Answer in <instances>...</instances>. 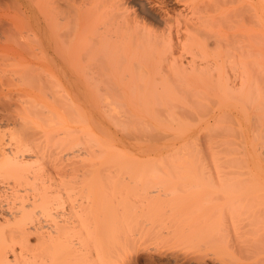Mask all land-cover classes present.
I'll return each instance as SVG.
<instances>
[{"label": "bare ground", "instance_id": "obj_1", "mask_svg": "<svg viewBox=\"0 0 264 264\" xmlns=\"http://www.w3.org/2000/svg\"><path fill=\"white\" fill-rule=\"evenodd\" d=\"M202 1L203 0H13V4H12V2H10V0H9L11 5L12 6L14 5L13 7L16 6V8L13 11V15L14 14H17V15H16V17L12 15L13 17H15L14 21H16V18H19V15L24 16L23 15V13H24V14H26L25 18L24 17H21V18H22V21L24 19H26L27 21L24 20V23L26 22L28 25V26H26L27 28H25V30H19V27H17V26H15V29H11V33L14 31L13 32L14 36H11V37H13V38L16 37V38L11 39V40L16 41V43H18L17 41H19V38H20L18 36H22L23 35L22 31L23 32L25 31L27 34H24V36H27V37L30 36L31 37L28 40L26 39L28 42L26 41L27 43H25V45L29 48V50H37L40 52V54H42V64L40 63V65H42V69H41L42 71L41 72H43V73H41V72L40 73H41V75L43 74L42 76H44V77H41L40 75L39 76L41 77V79L44 78L43 81L46 82V83H44V82H42V83H44L46 85L48 83L49 87L52 85L51 87L52 88L54 87V89H55V87L63 86V92L67 97H65L64 94H61V95H63L64 99L68 98L67 101H71L72 99L73 100L86 99L87 101H89L90 105H91V111H92L91 117L94 120V122L98 123L97 125L101 126V129L103 128L104 131L117 129L121 133L122 132L125 133L126 131H129V129H128L129 127H130V130L132 128V126L129 125V122L131 123L133 119L131 121L129 119L131 117H133L134 115H135V117H137V115H138V121L137 122H139L141 124V126L148 128V129H150V128H161L160 130L157 129L158 131L156 133V135L157 136L160 135V137H158V139H156V140H154L155 138L153 139L156 142L157 140L160 141L159 138H161L163 128L165 131H168V130H166L167 128L171 129V130H169V132L173 130L171 127L172 125H169L170 122H168L167 120L170 119L171 123H174V121H176L175 119L179 120V118L180 119H181V117L183 118V116H184L183 114L185 112L186 113L189 112V111L187 112L186 109L184 110L185 112L183 111V109H181V108H185V107H183L184 105L182 104L183 106L181 108H179V110L180 111L182 110V111L181 112L179 111L178 113H176L177 107L172 106V105H173V103H175V101L177 99L181 98L185 93L187 95V92L189 93L190 91H192L191 89L195 90L196 88H198V89L203 90L205 88L208 89V87L211 88V86L213 85L217 89V91H222L223 94L224 93L225 94L234 93V95L232 94V96L231 95L230 96L235 97V95H236V98L238 96H241L242 97L241 100H243L242 102L245 101V104H246L245 99L248 100V98L246 96H248L250 93H252V96H253L254 95L253 92L255 91V95L257 94V97L255 96L256 98H254V99H257L258 94L260 93V89L261 88L263 89V86L261 88H259V86L257 87V81L262 76L261 75L262 73L259 74L257 77L255 76L257 73L256 70L258 69V66L253 64L254 65L253 68H255L257 66L256 67L257 69L253 70L254 72L251 69H253L252 68V62L257 63L255 59H257L258 56L262 55L261 57L264 58L263 57L264 56V54H263L264 53L263 52L264 51V0H230V1L218 0V5L215 2L217 0H214L213 2H215V5H216L215 9H214L215 5L213 2L211 4L208 0L204 1L205 4H206V2H209V5L211 4V7H213V9H211L208 7L206 8L205 6L208 4L204 5V3ZM14 2L16 3V5L14 4ZM232 2H235V3L231 4ZM18 8L20 10H22L23 13L21 12V14H20V12L18 11ZM15 11H16V13H14ZM234 18L235 19L240 18L241 19L240 21L242 24L240 22L239 23L241 26H244V28H245L244 34H242L243 30L241 29L242 32L240 30V34L243 35L242 38L240 35V38H241L240 40L237 38V36L239 34L238 35L235 34L236 35L235 37L237 38L235 40L234 39L235 37L231 38L234 34L233 35L230 34L231 36H229L227 33L230 31L229 29L231 26H232V28H234V26H233L234 24L230 23V22H232V20L234 21ZM11 19L13 20L12 17H11ZM237 20L239 21V19H237ZM16 22H18V21H16ZM235 22H236V20H235ZM254 22L256 24H254ZM223 23L224 24L227 23V26L230 25L229 27L226 26L228 29L225 27V25H223ZM228 23H229V25H228ZM251 23L256 25L255 26L256 29H257V25H258V30L252 29L255 27H254V25H251L253 27H250ZM17 24H19V23H17ZM237 24L238 23L235 24L236 27L239 26V24L238 25ZM240 27H239V29H240ZM235 29H237V28H235ZM232 30L233 29H231V31ZM11 33H10V35H11ZM25 38L26 37H24V40H25ZM22 39H23V36H22ZM255 40H257V41H255ZM19 43L16 44L17 45V47H16L14 45L15 42H13L12 43L14 45L13 48L14 47L18 48V49H20V47L24 48V45L21 42H19ZM21 45H23V46H21ZM26 46H25V49H28V48H26ZM260 60H261V58H260ZM260 63H262V62L260 61ZM260 66L262 68V65H260ZM263 68H264V65H263ZM255 71H256V73H255ZM263 76H264V74H263ZM46 85H45V87H46ZM67 85L75 86L76 90H74L73 92L71 91L72 89L66 90L65 86H67ZM51 87L49 90H51ZM46 88H48V87H46ZM66 88H69V87H66ZM210 88H209V90H210ZM253 88H255L256 90ZM257 88H259V89H257ZM61 89H62V87H61ZM216 89H214V90H216ZM252 89H253V91H252ZM202 90H201V93H199V95H198V93L196 94L198 100H199L198 97H200L202 99V95L205 94V92H206L204 90V92L202 93ZM43 91H42L43 92L42 94L46 93V96H47V92H45V90H43ZM46 91H48V89ZM57 91L58 92H56V90L55 91L51 90V92L55 96L57 94L56 97L61 96V95L58 96V94H60V92L62 93V91L59 92V89ZM70 91H71V93H73L72 95H71V93H69ZM196 91H198V90L196 89ZM196 91H195V93H196ZM256 92H258V93H256ZM261 92L263 93L264 91L262 90ZM49 93H48V95H50ZM214 93H215V91L213 92V94L212 93L211 94L214 95ZM216 93H218V92H216ZM53 94H51V96H53ZM190 95H192V94L190 93ZM193 95L191 96L192 98H193ZM212 95H210V96L212 97ZM184 96H183V98H184ZM206 96L204 95L203 99ZM210 96L208 93V96L205 99H207ZM220 96H222V95H220ZM230 96L227 95V97H229L231 99ZM63 97H62V99H63ZM211 97L209 98L210 101H211ZM243 97H246V98L244 99ZM261 97H263V95H261ZM54 98L55 97L53 96L52 102L54 105L50 106L48 111H46L45 113H49V110H50V112L53 115H55L54 112L57 110V108L59 106L57 111H58V113L62 114V112H60V111H62V110H60V106L62 107V105L61 104L59 105V102L61 101L60 97L58 98L59 100H57L58 105H56L57 103L54 101L56 98L55 99ZM185 98H186V96H185ZM185 98H184V100H186ZM232 99H234V98H232ZM259 99L261 100L260 94H259ZM184 100H182V101H184ZM224 100L228 101L229 99H224ZM224 100H222V101L220 100V101L223 102ZM237 100L238 99H236V101ZM241 100L237 101V102H241ZM260 100H258V101L255 100L258 103V104L255 103L257 105V107H259L258 105L260 104L259 103ZM191 101H192V99L190 101L188 100L187 103H189ZM52 102H50V103H52ZM124 102H126V104H124ZM179 102H180V99H179ZM263 102L264 101H262V103ZM198 103H194V101H193L194 106L196 105L195 107L194 106L192 107L193 111H195V109L198 111V109H197ZM247 103H248V101H247ZM218 104H219V102L215 101L214 105H218ZM44 105H47V104H44ZM48 105H51V104H48ZM179 105H180V103H179ZM179 105L177 104V106H179ZM199 105H201V104L199 103ZM237 105H239V103ZM246 105H247L246 106L247 107L246 112H249L248 106H250L251 104L250 105L246 104ZM260 105H262V104H260ZM1 106H3V104H1ZM202 106H201V108L203 109L202 112L206 111L208 109V108L205 109L207 106L206 107L204 105H202ZM209 106H210V103H209ZM242 107H243V105H242ZM260 107H259V109H260ZM5 108H6V106H5ZM66 108H65V110H67L66 112H69L70 114L69 113L68 114L71 115L72 114L71 110L68 111V109H66ZM211 108H209V110H211ZM215 108L216 107H214V109ZM240 108H241V106H240ZM6 109L2 108V111L6 110ZM45 109L43 111H45ZM174 109L176 112L174 111ZM253 109L254 108H252V110ZM262 109H264V108H262ZM63 110H64V108H63ZM65 110H64V112H65ZM209 110H207V113H210ZM243 110L245 111V107ZM197 111L195 112V114L196 113L198 114L199 111L198 112ZM255 111L257 112L258 110L256 109ZM261 111L260 112L258 111V113H261ZM66 112L62 115L64 116L65 114H67ZM51 113H50L51 118H49V117L47 118V122H48L47 127H49V123L52 122ZM186 113H185V115H186L185 118L189 121L192 119L191 120L192 126L194 124V127H195L196 123H193V120H194V122H196V120L198 119L197 118L198 115L195 116L194 114H191V112H190L191 117H190V114L188 113L189 114L188 118H191V119H188L187 118L188 114H186ZM221 113H223L222 115H225L224 112L221 111ZM258 113H257L256 117L258 116ZM179 114H181L183 116H181ZM203 114L205 116L206 113L203 112ZM218 114L211 111V113L208 116H205L207 118L203 123L206 126V128L203 127L204 130L207 129V126L214 125V123H215V125H217L216 128L217 129L219 128L218 130H220L221 128H223L222 127L223 121L225 123L229 122V121L226 122V120H224V116L221 115L223 119L222 118L219 119V120H222L219 123L218 118L220 115H218ZM243 114H244V112H243ZM251 114L252 113H250V118H251ZM254 114H255V112H254ZM261 114H263V113H261ZM13 115H14V113H13ZM69 115H66V117H68ZM0 116H2V115H0ZM199 116H200V114H199ZM204 116L202 118H205ZM2 117H4V118L9 117L8 119H10V116L8 114H6ZM58 117H59V115L57 116V118ZM135 117H134V120H136ZM225 117H226V115H225ZM239 117H241V116H239ZM239 117L237 116V118H239ZM243 117H245V116L243 115ZM248 117H249V114L246 116V119H248ZM256 117L254 115V118H256ZM53 118H54L53 119V121H54L53 125L50 123L53 126L51 131H52L53 135L56 136V135H59L60 132L59 131L57 132L56 120H55L54 116H53ZM194 118H197V119H194ZM232 118H233V116H232ZM261 118H263V117L261 116ZM13 119L15 121V118H13V116H12L11 121H13ZM18 119H16V120H18ZM21 119H22V117L20 118V120ZM48 119H49V121H48ZM50 119H51V121H50ZM58 119L61 120L60 118H58ZM58 119H57V121H58L57 125H60L59 124L60 121ZM66 119L67 118H65V120ZM234 119H236V118H234ZM253 119H252V121H253ZM260 119L258 117V119H254V121L260 120ZM23 120L24 119H22V121ZM127 120H129V121H127ZM182 120H184V118ZM187 120L186 121L184 120V121L187 122ZM240 120L242 121L243 118L241 117ZM14 121H13V123H14ZM66 121H67V125H68V123L75 122V120H71V122H69V120H66ZM158 121H163V123H166L164 121H167L169 124H167V125L162 124V122H159V124H158L157 123ZM239 121L237 123H238V125L241 126V123H240L241 121L240 122ZM249 121H250L249 122L250 125L252 123V126H254V128H252V129H255V126L257 125V130H258V128L260 127V126L258 127V125H262V124H259V121H256L258 123L256 125H254L255 122H251V119H249ZM6 122H7V120H6ZM25 122L27 124L26 120H25ZM25 122L23 125L25 126L24 129L26 132V130H27L26 127H28V126L25 124ZM61 122H62V120H61ZM79 122L80 121H78L77 124ZM217 122L221 125V128L218 126ZM233 122H234V120H233ZM247 122H246V124H247ZM9 123H11V122H9ZM15 123H16V121H15ZM19 123H20V121H19ZM182 123H183V121H182ZM182 123L180 125L177 121V124L176 123L175 124H176V126L179 124L180 127L182 128ZM230 123L231 122H229V124ZM237 123H235V125ZM244 123H245V121H244ZM20 124H22V123H20ZM72 124H74V123H72ZM140 124H139V126H140ZM175 124H173V125H175ZM242 124H243V121H242ZM5 125H7V124H5ZM131 125H133V124H131ZM187 125L190 126L191 124L189 125V123H188ZM187 125L184 126V123H183L184 127L182 128V130L185 128L187 131ZM231 125H232V123L230 124V127H231ZM235 125H234V128H235ZM14 126H13V128H14ZM20 126H22V125H20ZM69 126H70V124H69ZM139 126L137 123H136V125L134 124V128H136V127L140 128ZM176 126H174V128ZM223 126H225L224 128H226L228 126V124L225 125L223 123ZM252 126H250V127H252ZM65 127L66 126H64V128ZM72 127H73V125L70 126V129ZM82 127L81 126L78 127L79 130ZM180 127H178L179 129L176 127L175 128L176 131H174L175 130L174 129L172 132H177V130L178 131L180 130V132H184L185 130L181 131ZM213 127H215V126H211L212 130H211L209 136L204 134L205 136L210 137L209 141H207V138L206 137L204 138L203 137L204 135L201 133H199V135L201 134L203 136H199V135L197 136V137H199V139L201 137L204 140L206 139L205 142H209V143H205L203 141H202L203 143L201 142L202 144L205 143L204 145L208 144V145L204 146L205 151L209 147H212V145H213L212 148L214 149V151L219 148V146H217L216 144H213L214 140H215V143L217 141V144L218 145L220 144V147L221 146L225 147L227 145V143H226V145L224 144L226 141H224L225 139L223 140L222 139L223 137L221 138L220 135L225 134V136H226L227 133L230 134L231 132L233 133V131H234V130L230 131V129H232V128L227 127V129L230 128L229 132L227 129H225V131L223 129H221L219 132L222 131V133L219 134V132L215 128L214 129L216 131H214ZM236 127L238 128V126H236ZM73 128L71 130H73ZM199 128H201L200 125H199ZM244 128L245 127H243V129ZM261 128L264 129V126H261ZM15 129H16V127H15ZM18 129L20 130V128H18ZM24 129L22 126L21 130L23 131ZM50 129H51V127H50ZM70 129H69L70 133L75 131V129L73 131H71ZM82 129H84V128H82ZM121 129L124 130L125 132L122 131ZM141 129L143 130V128H141ZM192 129L193 128L191 127V130H190L191 134H192ZM208 129H210V127ZM208 129L206 132L209 131ZM138 130L139 129H137L135 131L138 132ZM142 130H141V132L143 133V131L145 129L143 131ZM154 130H156V129H154ZM238 130L239 129H237L236 132ZM241 130H240V132L238 131L240 133V135L239 134L238 135L242 140H244V137H241V136L244 135L245 133L243 130V134L241 135V132H242ZM32 131L35 132L38 130H32ZM63 131H65V130H63ZM63 131H61L60 137L58 136L59 138H61V136L63 134H65L67 136H68V134H70V133L66 134L68 132L67 130H66L67 132L65 131L66 133H64ZM147 131H148V134L150 135L149 138H153V137H151L152 134L149 133V130H147ZM147 131H145V133ZM151 131L152 130H150V132ZM226 131H227V133H226ZM247 131H249V130H247ZM254 131H251V132L253 133ZM5 132H8V131L5 130ZM14 132L17 133L16 131H14ZM21 132H18L17 134H20ZM27 132L25 134H27ZM34 132H33V134H30L28 132L29 134H27L26 137L29 135V137H27V138H29L30 140L31 139L34 140L35 143L32 142V145L35 146L36 140L38 141V143L40 141V139L38 138L39 137L38 133H41V131L39 130L38 133L37 132L34 133ZM213 132H216L219 135L216 134L217 135L216 136V135H214L215 133H213ZM8 133H10V132H8ZM11 133L13 134V130ZM89 133H88V135H89ZM126 133H129V132H126ZM184 133H186V132H184ZM252 133H251L250 137H253ZM256 133L258 135L257 131H256ZM260 133H262L261 135L263 137L258 135L259 137L256 139H259L260 137H262V139L264 138V132L262 131ZM43 134H45V133H43ZM73 134H74V136H72ZM90 134L91 135L89 137L92 136V138H95V137H93L94 134L92 132ZM169 134H168V136H170ZM173 134H175V133H173ZM187 134H189V133H187ZM187 134H186V137L184 136L185 138H183L184 139L183 141L180 139L178 142L180 143V141H181V144L186 143L185 144L186 146H190V144L191 145L193 144V143H191L192 141H190V140L194 139V141H195L198 138L196 137V139H195V137L192 138L193 136L188 135V137L190 136L188 138V139H190L189 140L190 142L188 143V140L186 139ZM195 134H196V131H195ZM22 135H24V134H22ZM22 135H21V137H22ZM30 135L34 136L35 139H34V137L30 138ZM36 135H38V137ZM72 135H71V137H75L74 132L72 133ZM88 135H86V133H85V136H88ZM176 135H179V134H176ZM210 135L216 136L217 138L216 137L211 138ZM232 135H235V134L233 133ZM232 135H229L228 139L230 138V136L236 138L237 134L235 136H232ZM253 135H255L254 137H257L255 132L253 133ZM12 136H14V138L17 136L16 137L17 140L15 139L17 142L19 139L24 138L25 135L22 138L19 135H12ZM42 136H40V138ZM163 136L166 137L164 142H167V143H165V145L168 144L169 142L173 143V144L176 143V141H175L176 136L175 135H173L174 139L172 136H171V139H169V138L167 139L168 136H166V133H163ZM163 136H162L161 140L162 139L164 140ZM181 136H183V135H181ZM218 136H220V137H218ZM225 136H224V138H225ZM58 137H56L57 140L59 139ZM71 137L68 136L67 138H71ZM123 137H124V135H123ZM239 137H238V141L236 142L237 145H239L238 142L241 141V140L239 141ZM250 137H249V140H251V141L254 140V137L253 138H250ZM36 138H38V139H36ZM149 138L147 140L150 141L151 139H149ZM215 138L220 139V141L216 140ZM245 138H246V136H245ZM61 139H59V140H61ZM199 139L195 141L196 145L201 144L199 142ZM212 139H214V140H212ZM234 139L232 138L230 141L229 140H227V141H229L231 143L232 142L235 143ZM246 139H248V138H246ZM1 140L3 141L4 139L2 138ZM9 140H11V139H8V142H9ZM23 140L24 139H22L20 141H23ZM30 140H27V141H30ZM63 140L64 139H62L63 143H64V141H67V140H64V141ZM125 140H127V138ZM210 140H212L213 143H211ZM221 140L223 141V144H222ZM12 141H14V139ZM68 141H70V139H68ZM73 141L75 142L76 140H73ZM73 141L72 142L70 141V142L73 143ZM151 141H150V143H151ZM6 142H7V140H6ZM23 142L25 144L19 142L18 144L16 143L17 145L15 147H11V148H10V146H12V143L9 142L8 143L9 145L11 143L10 146L7 145V146H9V148L7 146L6 147L4 146L5 148H7V150H5V148H3V147L0 148V184H1L2 188L4 186V185H2L3 183L6 184L10 178L13 179V181L11 179V183H10V181H8L11 184V187H8V186H10V184L7 186V184H8L7 183L5 185L6 188L4 186V188L2 190H0V198L1 199L3 198L2 201H4V199H7L6 205L4 207L0 206V264H78L77 263L78 259L82 255H84L83 257H85V253H87L85 247L88 244V242L90 243L91 238H92L91 242H94L96 240H98L100 242L102 239L101 237L103 235L99 237V234L100 233L103 234V233L102 232L99 233L100 227H97L98 226L97 220H96V222L93 223L94 226H91L92 224L91 225L88 224V223H90V222H88V220H86L87 223L85 221L82 222V220H81L82 218L84 220L85 219L84 216L87 214H89V217H91L92 214H94V212L97 211V209L96 210L93 209L94 206H97V204H99V203L94 204L97 199L96 198H95L96 200L94 199L95 202L92 201V199H93L92 197L94 195H92V194L90 195V193L86 191L88 189L91 190L90 186L87 189V186L90 185L87 182L88 185L87 186L85 185L86 189H84V191H86L89 195L86 193L84 201L79 200V202L80 201H82V202L78 203V205H75V204H77L74 202L75 200L73 202H71L72 201L71 200L70 201L71 204L75 203L74 204L75 206H73V204H72V206H73L72 207L71 204L69 205V199L68 200L65 199L66 201H68L67 206H71L69 208L70 210L68 209V211H65L67 213L62 212L61 216H57L56 214H54V216L56 215L57 218L56 217L54 219L51 218L50 222H49L50 214H48L47 217H49V218L48 219L44 218V221L48 220L47 222H49V223H47V224L43 223L44 222V221H42L43 218L41 220L42 222L38 219V217L36 218L37 213L39 215V212L36 211V209H38L39 207L41 209L48 208V210H49L50 206H51V209L53 208L54 205L52 206L51 204L52 203L54 204L55 201L52 202V200H51L52 192L54 191L53 193H56L57 197H58L59 192L61 194H63L62 193L63 190L61 189V187L63 189H65V186L67 187L66 183L68 181H67V179H66V181H64L65 179L60 176L64 180L60 179V181L61 180L62 181H61V183L58 184L60 186L58 188L57 187L58 185L55 184L56 182L55 183L52 182V183H54V185L51 183V181L48 184H46L47 181H49L50 179L48 180V178L47 179L45 178L44 180H46V181L42 180L43 178L40 176L41 174L35 176L36 175L35 173L38 174L39 171H40L39 173H41V167L39 168L40 170H38V168H37L36 170H38V172L34 171L35 173L32 172L31 170H33L35 168L33 166H38V165H36L37 163L40 164V166L42 164L41 161H43V160H41L42 157L40 156V154L42 155V153H43L42 145H39L42 148V150L40 152V151H38L40 147H38V148L36 147L38 145H36L34 147L29 143L32 146L33 150H34V148L37 149V151L35 149V153L37 152L36 156L39 155V158L41 160L40 161L37 157V160H39L37 162L36 157H35L36 162H33V163L34 164L36 163V164L31 166V164H32L31 159L34 156L33 157L31 156V159L26 156V155H29L27 151L30 150L31 148L28 146V148H30V149L27 148L28 150H26L25 148L29 144L26 143L25 141H23ZM41 142H42V140H41ZM58 142L61 143V141H58ZM99 142H100V140H99ZM164 142L162 141V143H164ZM197 142H198V144H197ZM219 142H221V143H219ZM229 142H228V144H229ZM248 142H250V141H247V143ZM94 143L95 142H92L91 146H96ZM231 143L229 145H231ZM242 143H244V141ZM261 143H264V142H262V140H261ZM6 144H3V145H6ZM66 144L67 143L63 144V146L61 148V149H63V151H65V152H63L64 154L67 151V148L64 147V145L66 146ZM153 144H155V143H153ZM209 144L211 146H209ZM248 144H246V145H248ZM258 144H260V142ZM59 145L60 144H58L57 146H59ZM61 145H62V143H61ZM75 145H79L78 142H75ZM165 145H164V147H165ZM185 145H183V146H185ZM201 145L198 146L199 149L198 148H192L193 150L195 149L194 150L195 153L198 152V154H196L197 157L194 158L193 156L195 155V153L193 152L194 155L190 153L189 156L193 155V156H191V159H190L191 161L196 160V158H198V161H201V159L204 160V158H206L205 154H207V152H205L204 150L202 151V149L200 147H203V146H201ZM235 145L236 144H234V147H237ZM243 145H245V143ZM249 145H251V143ZM162 146H163V144H162ZM176 146L178 147V145H176ZM180 146L181 145H179V147ZM207 146H209V147H207ZM252 146L254 147L255 145L253 144ZM60 147L58 148L59 150H60ZM78 147L83 148L82 146H78ZM191 147H189L190 149H188V151L190 150L189 152L193 151V150H191ZM193 147H194V145H193ZM240 147H241V145H239V151H240L239 153H241L239 155L240 159H239V157H238V159L235 158L237 160V161H235L236 164L239 160H241L243 158V156H245V154H242L245 152H242L243 149L240 150L241 149ZM253 147L250 146V148L252 149V153H253ZM55 148L56 147H54V148L51 147L52 151ZM71 148H73V145L71 146ZM71 148L68 149L69 151L67 152V155L69 152H71ZM87 148L90 149V145ZM168 148H169V146H168ZM212 148H209L210 150L209 149L207 150V151H210V152H208V155H210L209 153H211V152L213 153V151H211ZM231 148L234 149L233 146H231ZM231 148H229V149H231ZM45 149H44L45 152L49 151V149H47L48 151ZM78 149L83 151L80 148H78ZM196 149H198L202 154H203V152H205L202 157H201L202 154H200V156L198 157L200 152L198 150L196 151ZM225 149L226 148L223 149L224 151L223 150L221 151L220 149H218L216 151H218V152L221 151L222 154H224L225 151L227 152V149L226 150ZM31 150H30V152H31ZM59 150H58V155L55 154V152L53 151V154L58 156V158H59V156H61V155H59V153L60 154L62 153V151L61 150L59 151ZM93 151H94V149H93ZM93 151L89 150L90 153H88L86 151L88 154H90V157L92 156L91 158H93V156H94V154L91 155V152L93 153ZM181 151H180V153H181V157H182V155L185 154V153H183L185 150H183V152H181ZM216 151H215V154H216ZM232 151L230 154L232 155L231 157H234V155L232 154ZM26 152H27V154H26ZM38 152L40 154H38ZM100 152H101V150H100ZM186 152H187V150H186ZM80 153L81 152L79 151L78 156H80ZM87 153H84V154L87 155ZM94 153H96V152H94ZM102 153L104 154V151ZM102 153H100L99 155L95 154L96 156H94V157L97 161L102 160V159L100 160V158L97 159V157L101 156ZM262 153H263V151H262ZM48 154H50V153H48ZM64 154H62L63 157L66 155V154L65 155ZM109 154L107 153L104 155L106 157V155L108 156ZM170 154L172 156L175 155V154L173 155V152ZM170 154H169V156L172 157ZM215 154L213 153L214 156H215ZM43 155H45V154H43ZM208 155H206V156H208ZM221 155L220 154L216 155L215 156L216 158H214L212 155H210V157L208 156L207 160H209V158H210V161L211 160L212 161H214V160L220 161L221 160V162L223 163V161L225 160L224 158L228 159L230 157L229 153L228 154L225 153L224 154L225 157L223 155H222L223 156L222 157ZM255 155H256V157L258 156V154H255ZM72 156H73V154H72ZM72 156L68 155L69 158L65 157L66 159L65 158H63V159H65V161H66L67 159H70ZM76 156L77 155H74V157H72V158H75ZM114 156H115V154L109 156L108 159L110 160L112 157V159L114 160L115 159ZM125 156H127V153L124 154V156L122 158H124ZM169 156H168V158H169ZM217 156L219 158L218 160H216ZM220 156H221V159H220ZM241 156H242V158H241ZM45 157L49 158V156L48 157L45 156ZM117 157H119V156L117 155ZM138 157H140V156H138ZM164 157H162V158H164ZM174 157H175L174 160H179V158L177 159V157H180L179 152H178V156L175 155ZM183 157H184V161H185L186 155ZM212 157H213V159H212ZM245 157H244V159H245ZM248 157L251 160V156L249 154H248ZM256 157L254 156V158H256ZM26 158L30 159V161L27 162ZM46 158L44 160L45 162L46 161H48V162L51 161V163L54 162L51 160V159H53V157L52 158L50 157L51 158V159L49 158L50 160H48V159L46 160ZM60 158H62V156ZM76 158H78V157H76ZM119 158H118V160H119ZM127 158H130V157H125L126 160H128ZM134 158H136V157H134ZM63 159L58 160V162L61 160L63 161ZM95 159H94V162L96 161ZM103 159L104 160H102L101 162L105 161V158H103ZM108 159L106 161H108ZM164 159H167V156ZM229 159H228L229 161H233V159H231V158H229ZM244 159L241 160L242 162L244 161L243 164H246L247 162H249V161H247L245 163L246 160H244ZM263 159L264 158H262V160ZM76 160H78V159H76ZM190 160H188V161H190ZM262 160H261V162H262ZM72 161L73 160L69 161L70 163H68L67 165L66 164L63 165V162H62V165L63 166L66 165L65 167H68L72 163ZM83 161H84V158H83ZM255 161L256 160L254 159L251 163H253ZM45 162H43L42 166H44V165L49 166L50 162L47 164ZM73 162H75V161H73ZM80 162H82V160L79 159V162H78L79 165H80ZM92 162H90V164ZM172 162H174V161H172ZM181 162H183V161H181ZM181 162L179 160L178 165H181L182 164ZM55 163L57 165V162H55ZM55 163H53V164H55ZM78 163H75V165H77L76 166L77 168L79 167ZM97 163L96 164L92 163V165H85L83 163L85 165V167L83 165L82 166L80 165L82 167V170H81L82 172L80 173L79 169H78L79 172L78 171L77 172L80 173L81 176L82 175L86 176V174H87V176H89V174H91V171H94V169L90 170L91 169L90 167L97 165ZM174 163H178V161L174 162ZM255 163H253V164H255ZM262 163H264V160ZM93 164H95V165H93ZM159 164H163V163L161 162ZM62 165H61V168H59L60 165L56 166V168H59L62 170V168H63ZM166 165H168V164H166ZM53 166H55V165H53ZM53 166L50 165L51 168ZM87 166H90L89 167L90 169H88ZM29 167L30 168L33 167V169L30 170ZM51 168L48 170H51ZM69 168H67V169H69ZM42 169H43V167H42ZM52 169H54V168H52ZM59 169H56V170H59ZM71 169H73V168H71ZM97 169L99 170V168H97ZM97 169L95 168V170H97ZM151 169H152V167L150 166V169H149L150 171L147 170V173L148 172L151 173ZM154 169H155V167H153V170ZM28 170H30L33 173V174L30 173V175H32V176H29ZM44 170L46 171L47 169L45 168ZM61 170L58 172H62ZM63 170H65V169H63ZM74 170H75V168H74ZM153 170H152V173H153ZM183 170H185V168ZM186 170H187V168H186ZM253 170H257V168L255 167V169H253ZM261 170H262V168H261ZM261 170H260V172L258 170L259 176H260V173L262 172ZM247 171H248V174H244V175H247V176L251 175V174H249V173H252L251 170L249 171V169L247 168L246 172ZM47 172L51 173L50 171H46V173ZM64 172H62V173H64ZM87 172H90V173H87ZM253 172H256V171H253ZM49 173L46 175L47 177H48ZM78 173H77V176H78ZM94 173H95V171L92 172V176ZM155 173L156 172H154V175L150 174L151 180H152V176L156 175ZM43 174L45 175V172L42 173V176H43ZM58 174H57V176L60 175V174L59 175ZM65 174H67V173H65ZM262 174H264V173L262 172L261 175ZM69 175H71V174L69 173ZM81 176H79V177L81 178ZM85 176L84 177L82 176V177L85 179ZM87 176H86V179L88 178ZM97 176H99V174ZM253 176H254V174H253ZM253 176L251 177L252 179H253ZM49 177L51 178V175ZM52 177H53V175H52ZM68 177H70V176H68ZM94 177H96V176L94 175ZM94 177H92V178L95 179ZM141 177H142V179L140 180ZM262 177L264 179V175H262ZM4 178H6L8 180L5 182ZM39 178H41V179H39ZM80 178H79L78 182L81 181ZM130 178H132V176H130ZM56 179H58V178H56ZM77 179H78V177H77ZM109 179H111V178H109ZM112 179H115V178L112 177ZM146 179H148V178H146ZM254 179H256L255 176H254ZM254 179H253V181H254ZM257 179H258V177H257ZM39 180H41V181H39ZM142 180H143L142 174L137 175V178H133L132 181L134 183L133 182L132 183L135 186L138 184L140 185L143 183ZM57 181H59V180H57ZM73 181L74 180L71 179V182H69V183L71 184ZM84 181L85 180L82 179L81 182L84 183ZM91 181H95V180L90 179V183H91ZM102 181H104V180H102ZM108 181H110V180H108ZM261 181H263V180H261ZM261 181H259V180L257 181L258 183L260 182L258 184L259 189H261L264 186V185H261ZM62 183H63V185H61ZM92 183L95 184L94 182H92ZM113 183L115 184V182H113ZM130 183H131V181H130ZM116 184H118V181L116 182ZM128 184H129V182H128ZM133 184H131V185H133ZM118 185H115V186L118 187ZM131 185L129 184V185H127V187H121V188H123L122 194L124 191L128 192L130 190H133V189H131L132 187H130ZM139 185L136 187H139ZM71 186L73 187L74 185H71ZM106 186H108L107 183H106ZM83 187H84V185H83ZM92 187H94V186H92ZM103 187H104V185H103ZM136 187H135V189L138 191L139 188L137 189ZM104 188L106 189V187H104ZM22 189L23 190L26 189L25 194L28 193L27 192V189H28L30 191L29 192L30 194L24 195V191ZM59 189H61L62 191H60ZM75 189L73 190V193H72V191L70 193L74 194V192L77 191V188H75ZM105 189H104V191H106ZM20 190L22 191L23 194L21 193ZM66 190H67V188H66ZM113 190H114V188H113ZM148 190L151 193L156 191L155 189L154 190L153 189L152 190L147 189V192H148ZM55 191H57V192H55ZM98 191L100 192V189H98ZM114 191H116V189ZM63 192L66 194L65 198H68V194H67L68 192H66L65 190ZM81 192H83V191H81ZM118 192H120V194H118L119 198L120 197L125 198V200H127L126 198L129 196V194H132L130 192L128 194V196L126 197L125 194H124V196L121 194L120 190L117 191V193ZM262 192H264V191H261V194H260L261 198L256 196V197H258V198H256V200H255V197L253 198V195H251L252 200L250 199L251 196L248 195L249 196V197L247 196L248 202L243 199L247 193H242V194H245L243 198H242L243 195L241 197H239L242 200H238L239 199L238 196L240 194L237 197H236V195H234V197H236V198H234L232 196V197H230V199L232 198L233 200L234 199L238 200L239 203L241 202V204L239 205V203L236 202L238 205L235 203V205H236V207H235L233 205V202L231 201L232 203L231 202H229V203H231L235 209L234 208L230 209L232 205L228 204L227 206L230 208L229 209L225 208V209H227L226 211L221 206L222 207L221 209L222 210L224 209V212H221V209L219 208L221 213H219V211H218L219 209L216 208L217 214L215 213L216 215L213 214L211 217L212 218L211 221H213V219H215L216 223H213V222L210 223V221H209L210 217L209 216H211V214L210 215L208 214L209 216L208 215L207 216L209 218L208 219L204 218L201 221V226L197 227L198 226L197 225V226H195L196 228L191 227L190 229H188L186 231V233H184L185 231L183 233L181 232L182 236L180 235V233L179 234L177 233L178 236L182 237L181 240H183V241L186 240V243H187L186 247L184 246L185 251H186L185 252L186 254L184 257L186 259V261L184 260V262H186V264H264V196H263L264 193L262 194ZM109 193L110 192H108V194ZM115 193H113V194L111 193V194L114 195ZM77 194H78V191H77ZM133 194H134V192H133ZM102 195H103V193H102ZM232 195H233V193H232ZM130 196L132 197V195H130ZM54 198H56V197L54 196ZM60 198H61V196H60ZM60 198H58V201ZM62 198H64V197L62 196ZM101 198H103V197H100L99 200H101ZM105 198H107V197L105 196ZM8 199H9V201H8ZM76 199H78V198H76ZM116 199L118 200L117 194H116ZM55 200H57V199H55ZM65 200L63 199V200L59 201V203L62 201H65ZM107 200L109 202L111 201L109 199H107ZM107 200L104 201V199H103L102 201L108 202ZM117 200L115 201V203L117 202ZM119 200L120 201H118V202H122V203L126 202V201L121 200V199H119ZM243 200L245 201L246 204H248V203L250 204V205H248L249 208L245 203H243L244 202ZM257 200L261 201V202H257ZM58 201H56L57 205H58ZM142 201H143V203L139 204V206L140 207H143V206L146 207V209L141 208L142 211H144V209L146 211L147 208H149V210H150V209H152V207L155 206L154 205L155 202L151 199L150 200L144 199ZM228 201H226V202H228ZM253 201L257 202V203H254ZM109 202H108V204L110 205ZM118 202H117V205L118 204L120 205V203H118ZM226 202H225L224 206H226ZM217 203H219V202H217ZM220 203H221V201H220ZM252 203L256 206H253ZM111 204L113 206V204H114L113 201L111 202ZM243 204L246 205V209L244 207L237 208V206H243ZM251 204H252V206H251ZM60 205H58V207L54 206L53 211L56 210L57 208H59ZM99 205L101 206L103 204H99ZM121 205L123 206V204H121ZM124 205H126V204L124 203ZM105 206H108V205L105 204L104 207L103 206H101V207L105 208ZM98 208H100V207H98ZM103 208H102V210L99 209V211H103V212L109 211V210H107V207L105 208V210H103ZM115 208H117L116 205H115ZM123 208H124V206H123ZM44 209H43V212H45L46 214L49 213V212H46V210H44ZM60 209H63V208H60ZM60 209H59V212L61 211ZM111 209H113V208H111ZM39 211H40V209H39ZM50 212L52 213L51 210H50ZM90 212H92V214ZM207 212L204 214L206 215ZM112 213H114V212H112ZM116 213H118V216H120L119 212H116ZM150 213H152V212H150ZM212 213H214V212H212ZM218 213H219V216H218ZM44 214H42V216H44ZM46 214H45V216H46ZM90 214H91V216H90ZM103 214L105 215V212ZM114 214H111V215L114 217ZM96 215H98V214H96ZM40 216H41V214L39 215V217ZM54 216H52V217H54ZM115 216H117V215H115ZM113 217H111V218H113ZM98 218H100V217H98ZM102 218H103V216H102ZM116 219L114 218L113 221H116ZM205 219H207V221H209V224H206ZM204 220H205V222H204L205 224H203ZM93 221H95V220L93 219ZM80 223H82V224L85 223L84 227H79V226H81ZM104 223H105V221H104ZM108 223L109 222H107L106 224H108ZM78 224H80V225H78ZM107 227H108V225H107ZM92 228H93V230H92ZM101 229H102V226H101ZM104 231H106V230H104ZM108 231H109V233H112V234L114 232L111 229ZM110 231H112V232H110ZM105 236H103V239L106 240L108 237L106 236L107 237L106 238ZM113 236H114V234H113ZM113 236L111 238L112 240L115 239ZM183 236L185 237L184 239H183ZM180 237H178V238H180ZM95 238H96V240L93 241V239H95ZM114 241H115V243L111 244V246L114 244L116 245V241L118 242V240H114ZM96 243H97V241H96ZM90 245H92V244H90ZM97 245H98L97 247H99V243ZM107 245H108V243H107ZM134 247H136V246H134ZM101 248H102L101 252H103L105 250V248L107 251V252L106 251L105 252L106 253L109 252L107 250L108 249L107 247L104 248L101 246ZM112 248H114V247H112ZM94 249H96V248L94 247ZM133 250H135V249H133ZM118 251H119V249H118ZM94 252H95V250H94ZM115 252H117V251H115ZM115 252H113L112 254L114 255ZM97 254H99V253H97ZM116 254L119 255L118 252ZM87 257H89V256H87ZM90 258H88V259H90ZM84 261H85V259H84ZM87 261H89V260H87ZM90 263H93V262H90ZM84 264H85V262H84Z\"/></svg>", "mask_w": 264, "mask_h": 264}, {"label": "rangeland", "instance_id": "obj_2", "mask_svg": "<svg viewBox=\"0 0 264 264\" xmlns=\"http://www.w3.org/2000/svg\"><path fill=\"white\" fill-rule=\"evenodd\" d=\"M204 1L205 0H203L202 2L204 3ZM207 1V0H206ZM211 4H212V2L214 1V0H208ZM227 1H230V0H227ZM10 2H12V4H13V0L11 1L10 0ZM9 2V0H0V115H2V116H4V115H6V114H8L9 116H10V119H8L9 117H2V116H0V148H5L7 145H9L8 143L9 142H11L12 143V146H10L11 145V143H10V148L11 147H15L19 142H21V143H24L23 141H25L26 143H30L31 145H32V142H34L35 143V141L34 140H30L29 138H27V137H29V135L26 137V135L27 134H29L32 130H40L41 131V133H38V131H35V132H37L38 133V135H39V137H38V135H36L39 139H40V141H39V143H38V141L36 140V145H38V146H36L37 148L38 147H40L41 148V146H39V145H42V148H43V150H42V148L40 149L39 148V150L38 151H40L41 152V150L43 151V153H42V155L38 152V154H40V156L42 157L41 158V160H43V161H41L40 160V158H39V155H37L36 156V153H35V149L36 148H34V150L32 149V146H34V145H27L26 146V150H28V149H30L31 150V152H30V150H28L27 152H28V154L29 155H26L28 158H30L31 159V156L33 157L32 159H31V161H32V164H31V166H33V165H35L33 162H36L35 161V157H36V160H37V157H38V159L41 161V166H40V164H36V165H38V166H33V167H35L34 169H33V167H29L30 168V170L31 169H33V170H31L32 172H38V170H40L39 168L41 167V173H39L38 172V174L37 173H35L36 175L35 176H37V175H39V174H41L40 176L43 178L42 180H44L45 178L47 179L48 178V180L49 181H47V183L46 184H48L50 181H51V183L52 182H56L55 184H59V183H61V181L62 180H64V181H66V179H67V187L65 186V189H63L62 187H61V189L64 191H66V192H68L67 194H68V198H65L66 197V194L61 190V189H59L60 191H62V193L63 194H61L58 190V197H57V194L56 193H53L52 192V197H51V200H52V202H54V204L52 203L51 205L53 206H57L58 207V205H60L62 202V204L59 206V208H57L56 210H54L53 211V209H54V206H53V208L51 209V206L49 207V210H48V208H43L44 210H46V212H49V213H45V212H43V209H41L40 207L38 208V209H36V211H38L39 212V215L41 214V216H42V214H46V216H45V214H44V216H40L39 217V215H38V213H37V215H36V218L38 217V219L41 221L42 220V218H43V220L42 221H44V218L45 219H48L49 217H47V215L48 214H50V219H49V222H50V220H51V218H57V216H61V213L63 212V213H67V212H65V211H68V209L72 206V204H73V206H75V205H78V203H81L82 201H80L79 202V200H85V196H86V193L87 192H89L90 193V195L92 194V195H94L91 199H92V201H94L95 202V200H96V202L94 203V204H97V203H99V204H103V205H101V206H103L104 207V205L106 204V205H108V206H105V208L107 207V210H109L108 212L107 211H104L105 212V215L103 214L104 212L103 211H99V209H101L102 210V208L103 207H101L99 204H97V206H94V208L93 209H97V211H95L94 212V214H92V212H90L91 214H92V216H91V214H90V216L91 217H89V214H87V215H85L84 216V220H83V218L81 219L82 220V222L83 221H85L86 223H87V221L86 220H88V222H90V223H88V224H92L91 226H94V222H96V220H97V227H100V231H99V233L100 232H102L103 234H99V237L100 236H105L107 239L105 240V239H103V236L101 237L102 239H101V241L99 242L98 240H96V238L95 239H93V241L94 240H96L97 241V243H96V241H94V242H91V240H92V238H91V240H90V243L88 242V244L86 245V252L87 253H85V257H83L84 255H82L79 259H78V264H84V262H85V264H186V262H184V260L186 261V259L184 258L185 257V247H186V240H181V238L182 237H180V236H178V234L180 233V235L182 236V234H181V232L183 233L184 231V233H186V231L188 230V229H190L191 227H195V226H197V227H199V226H201V221L204 219V218H209L210 217V219H209V221H210V223H216V221H215V219H213V221H211L212 220V215L214 214V215H216L217 213V209H221L222 207L225 209V208H227V209H229L230 207H228L227 205L228 204H231L232 202H233V205L236 207V205H235V203L237 202V203H239V201L238 200H242V199H240L239 197H241L242 195V198L244 197V195L245 194H242V193H247L246 194V198L244 197L243 199L244 200H246L247 201V199H248V195H253V198L255 197V200H256V198H258V197H260L261 198V191H264V186L261 188V189H259V183L257 182L258 180L259 181H261V180H263V181H261V185H264V179H263V177H262V175H264V174H262L261 175V173L263 172L264 173V163H262L263 162V160H262V158H264V143H261V140H262V142H264V138L262 139V133H260V132H264V129L263 128H261V126H264V109H262V108H264V102L262 103V101H264V92L262 93L261 91L263 90L264 91V76H263V74H264V68H263V65H264V58H262L261 56H258L257 57V59H255L256 60V62L257 63H254V62H252V68H253V66L254 65H257L258 66V69L255 67V68H253V69H251L252 71L253 70H256L257 71V73H256V71H255V73H256V77L259 75V74H261L262 76H261V78L257 81V87L259 86V88H261L262 86H263V89L261 88L260 89V98H261V100L259 99V94H258V98L257 99H254V98H256L257 97V94L255 95V91L253 92V96H252V93H250L248 96H246L247 98H248V100L247 99H245L246 97H243L245 100H246V104H248V105H250V106H248V110H249V112H246V110H247V105L245 104V101L244 102H242L243 100H241L242 99V97L241 96H238L237 98H236V95H235V97H231L232 96V94L234 95V93H230V94H223L222 93V91H217V89L212 85L211 86V88L210 87H208V89L207 88H205V89H198V88H196L198 91H196V89L194 90V89H191L192 91H190L189 93L187 92V95H186V93L184 94L185 96H186V98H185V96H184V98L186 99V100H184V98H183V96L181 97V98H179L180 99V102H179V99H177L176 101H175V103H173V105L172 106H176L177 107V109H176V111H175V109H174V111L176 112V113H178L180 110H179V108H181L183 105V107H185V108H181V109H183V111L186 109L187 110V112L190 114V112H191V114H194L195 116L196 115H198L197 116V118H194V119H197L196 120V122H194V120H193V123H196L195 124V127H194V124H193V126H192V119L191 118H188L189 117V114L188 113H186L185 111V113L186 114H188V116H187V118L188 119H191L190 121L189 120H187L186 118H185V113L183 114V115H181V114H179V115H181V116H183V118H184V120L186 121L187 120V122L189 123V125L190 126H188L187 124V122H185L184 120H182L183 118L181 117V119L179 118V120L178 119H175L176 121H174V123H171V120L169 119V120H167L168 122H170V124L167 122V121H164V122H166V123H163V121H158L157 123L159 124V122H162V124H169V125H172L171 127H172V129L174 130L176 127L178 128V127H180V125H181V123H182V121H183V123H184V126L185 125H187V131H186V129L184 128L183 130H182V128L184 127L183 126V123H182V128L180 127V129H181V131H184V132H186V133H184V132H180V130L178 131L177 130V132H172V131H170L169 132V130H171V129H166V130H168V131H165L164 130V128H163V131H162V134H161V138H162V136H163V133H166V136H168V134L170 135V136H168L167 137V139L169 138V139H171V136L173 137V135H175L176 137V139H175V141H176V143L181 139L182 141L184 140L183 138H185L186 137V134L187 133H189V134H187V140H188V143L190 142V141H192L191 143H193L192 145L190 144V146H186L185 144L186 143H182L181 144V141H180V143L178 142L177 144L176 143H168V144H166L165 145V143H167V142H164L165 141V136H163V138H164V140L162 139L161 140V138H159L160 139V141L159 140H157L156 142L154 141V140H156V139H158V137H160V135H156V133H157V131L158 130H160L161 128H150V129H148V128H145V127H143V126H141V124L139 123V122H137L138 121V115H137V117H135V115L133 116V117H131L129 120L131 121L132 119V122L130 123L129 122V125L130 126H132V128H131V130H130V127L128 128L129 129V131H126V132H129V133H126L124 130H122V131H124L125 133H121L120 131H118L117 129H112V130H108V131H104L103 130V128L101 129V126L100 125H97L98 123H96V122H94V120L92 119V117H91V113H92V111H91V105H90V102L89 101H87L86 99H76V100H71V101H67L68 100V98H65L64 99V97H63V95H61V94H64V92H63V86H58V87H55V89H54V87L52 88L51 86V90H56V92H58L57 90L59 89V92L60 91H62V93L60 92V94H58V96L59 95H61V96H59L60 97V102H59V105L61 104L62 105V107L60 106V110H62V111H60V112H62V114H64L67 110H65V108L66 109H68V111H70L71 110V115H69L70 113L69 112H66L67 114H65L64 116L61 114V113H58V108H59V106H58V108H57V110L54 112L55 113V115H53L51 112H50V110H49V113H45L46 111H48V109L50 108V106H52V105H54L53 104V102H52V99H53V96L56 98H54L55 100V102L57 103L56 105H58V102H57V100H59L58 98L59 97H56L57 96V94H56V96L51 92V90H49L50 89V87H49V84L47 83V85L46 84H44V83H46L45 81H43L44 80V78H42L41 79V77H44V76H42L41 75V73H43V72H41L42 70V65H40V63L42 64V54H40V52L39 51H37V50H29V48L25 45V43H27L28 41V39L29 38H31L30 36L29 37H27V36H24V34H27L25 31V33L22 31V36H23V39H22V36H18V37H20L19 38V41H17L18 43L19 42H21L23 45H24V48H22V47H20V49H18V48H13V46L15 45L16 47H17V45L16 44H18V43H16V41H13V40H11V39H14V38H16V37H11V36H14V31L11 33V29H15V26H17V27H19V30H25V28H27L26 26H28L27 25V23L25 22L24 23V20H26V19H24L23 21H22V18L21 17H24L25 18V15L26 14H24L23 13V11L22 10H20L19 8H18V11L20 12V14H21V12L23 13V15L24 16H20L19 15V18H16V21H18V22H16V21H14V19H15V17H16V15L17 14H14L13 15V11H14V9L16 8V6L15 7H13L12 5H11V3ZM209 2H206V4H208V5H206L205 3H204V5H206L205 7L207 8H211V9H213V7H211V4L209 5ZM216 2V4L218 5V0L217 1H215ZM215 2H213L214 3V5H215ZM235 2H232L231 4H234ZM14 4L16 5V3L14 2ZM210 6V7H209ZM18 7V6H17ZM215 7H216V5L214 6V9H215ZM17 11V12H18ZM14 13H16V11L14 12ZM15 16V17H13V16ZM11 17L13 18V20L11 19ZM18 17V16H17ZM233 19V18H232ZM237 19H239V21L237 20ZM235 20H236V22H235ZM241 19L240 18H234V21L232 20V22H230V23H232V24H234L233 26H234V28H232V26L230 27V31L229 32H227L228 33V35L229 36H231V35H233L231 38H233V37H235L236 35H238L237 36V38L240 40L242 37H243V35L242 34H244V26H241L240 25V23H241V21H240ZM13 21V22H12ZM27 21V20H26ZM16 22V23H15ZM234 22V23H233ZM240 22V23H239ZM17 23H19V24H17ZM24 23V24H23ZM236 23H238L239 24V26H237L236 27ZM253 23V22H252ZM250 24V27H253V26H251V25H254V24H256L255 22H254V24ZM15 24V25H14ZM221 24V23H220ZM231 24V25H232ZM237 24V25H238ZM242 24V23H241ZM13 27H12V26ZM219 25V24H218ZM223 25H225V27L227 26V23L226 24H224L223 23ZM228 25H229V23H228ZM230 26V25H229ZM229 26H227V27H229ZM241 26V27H240ZM256 25H254V27H255ZM12 27V28H11ZM223 27V26H222ZM226 27V28H227ZM239 27H240V29H239ZM22 28V29H21ZM235 28H237V29H235ZM223 29V28H222ZM228 29V28H227ZM231 29H233L232 31H231ZM243 30V33L242 34H240V30ZM252 29H255V30H258V25H257V29H256V27L255 28H252ZM235 30V31H234ZM242 30H241V32H242ZM231 32V33H230ZM10 33H11V35H10ZM253 33V32H252ZM231 34V35H230ZM236 34V35H235ZM240 35H241V38H240ZM24 37H26L25 38V40H24ZM236 37L234 38L235 40L237 39ZM27 39V40H26ZM18 40V39H17ZM21 40V41H20ZM23 40V41H22ZM15 42V44L13 45L12 43L13 42ZM27 41V42H26ZM30 41V40H29ZM255 41H257V40H255ZM20 44V43H19ZM23 45H21V46H23ZM20 46V45H19ZM18 46V47H19ZM25 46H26V48H28V49H25ZM30 51V52H29ZM264 52V51H263ZM264 54V53H263ZM40 55V56H39ZM264 57V56H263ZM260 58H261V60H260ZM41 61H40V60ZM254 60V59H253ZM260 61L262 62V63H260ZM254 64V65H253ZM260 65H262V68H261V66ZM259 70V71H258ZM41 72V73H40ZM254 72V71H253ZM39 77H38V76ZM38 79V80H37ZM261 80V81H260ZM260 81V82H259ZM42 82H44V83H42ZM41 83V84H40ZM259 83V84H258ZM262 84V85H261ZM40 85V86H39ZM45 85H46V87H48V88H46L45 87ZM261 85V86H260ZM43 86V87H42ZM61 87H62V89H61ZM66 87H69V88H66ZM42 88V89H41ZM57 88V89H56ZM209 88H210V90H209ZM216 89V90H214V89ZM259 88H257V89H259ZM48 89V91H46ZM65 89L66 90H70V89H72L71 91L73 92L74 90H76V87L75 86H71V85H67V86H65ZM207 89V90H206ZM253 89H255V88H253ZM253 89H252V91H253ZM43 90H45V92H47V96H46V93H44V94H42L44 91ZM201 90H202V93L204 92V90L206 91L205 92V94H203L202 95V99L200 98V97H198L199 98V100L197 99V96H196V94L198 93V95H199V93H201ZM256 90V89H255ZM43 91V92H42ZM71 91L69 92V93H71ZM195 91H196V93H195ZM210 91V92H209ZM212 91V92H211ZM215 91V93H214V95H212L213 94V92ZM258 91V90H257ZM50 92V93H49ZM216 92H218V93H216ZM221 92V93H220ZM259 92V91H258ZM258 92H256V93H258ZM48 93L50 94V95H48ZM190 93L193 95L194 93V95H193V98L191 97L192 95H190ZM207 93V94H206ZM208 93H209V96L210 95H212V97H211V101L209 100V98L210 97H208L207 99H205L207 96H208ZM212 93V94H211ZM220 93V94H219ZM51 94H53V96H51ZM73 93H71V95H72ZM217 94V95H216ZM204 95L206 96L204 99H203V97H204ZM220 95H222V96H220ZM227 95L228 96H230L231 97V99L229 98V97H227ZM261 95H263V97H261ZM64 96L65 97H67L65 94H64ZM215 96V97H214ZM217 96V97H216ZM256 96V97H255ZM52 97V98H51ZM62 97H63V99H62ZM72 97V96H71ZM191 97V98H190ZM223 97V98H222ZM51 98V99H50ZM217 98V99H216ZM232 98H234V99H232ZM263 98V99H262ZM192 99V101L191 102H189V103H187L188 102V100L190 101ZM224 99H229L228 101L227 100H224ZM236 99H238L237 101H240L241 100V102H237L236 101ZM51 100V101H50ZM70 100V99H69ZM182 100H184V101H182ZM198 100V101H197ZM216 102H219V104L218 105H214V103H215V101ZM222 100H224L223 102H221ZM231 100V101H230ZM250 100V101H249ZM258 101V100H260V104H262V105H258L259 107H260V109H259V107H257V105L255 104V103H257L256 101ZM193 101H194V103H198L199 101V103L201 104V105H199V103H198V107H197V109H198V111L195 109V111H193V106H194V104H193ZM210 101V102H209ZM226 101V102H225ZM235 103H234V102ZM247 101H248V103H247ZM50 102H52V103H50ZM183 102V103H182ZM214 102V103H213ZM250 102V103H249ZM179 103H180V105H179ZM193 105H192V104ZM209 103H210V106H209ZM239 103V105H237ZM242 103V104H241ZM1 104H3V106H1ZM44 104H47V105H44ZM48 104H51V105H48ZM64 104V105H63ZM124 104H126V102H124ZM176 104V105H175ZM177 104L180 106H177ZM183 104V105H182ZM186 104V105H185ZM207 104V105H206ZM217 104V103H216ZM255 104V105H254ZM258 104V103H257ZM55 105V106H56ZM188 105V106H187ZM191 105V106H190ZM202 105H206L205 107V109H207V110H209V108H211V110H209L210 111V113H211V111H213V112H215V113H219L218 115H220L219 116V118H218V120L219 119H221L222 118V116H224V120H226V122H231L232 123V125H231V127H230V124H229V122L228 123H225L224 121L222 122V127L223 128H221V125L219 124L220 123V121H222V120H219V123H218V126L221 128V129H223L224 131H225V129H227V127H230V128H232V129H230V128H228L227 130H228V132H229V129H230V131H232V130H234L233 131V133L236 135H240V130L242 131L241 132V135L243 134V130H244V135H242L241 137H244V140H242L240 137H239V135L237 136L236 135V138L235 137H231L230 136V138L228 139V137H229V135H232L233 133L231 132L230 134L229 133H227V131H226V133L228 134H226V136H225V134H222V135H220L221 136V138L224 140V141H226L224 144L226 145V143H227V147L225 146V147H220V144L218 145L217 144V141H216V143H215V140L214 139H212V140H214V143H213V141L212 140H210L211 141V143H213V144H216L217 146H219V148L218 149H220L221 151L224 149V148H226L227 149V152L225 151V153H229V155H230V157L229 158H231V159H233V161H229L228 159H226V158H222L223 160V163L221 162V160L219 161L218 159V156H217V159L216 160H218V161H210V158H209V160H207V158H208V156L210 157V155H212L214 158H216L215 156L216 155H221L222 154V152L220 151V152H218V151H216V150H218V149H216L215 151H216V154H215V151H214V149L212 148L213 147V145H212V147H209V146H211L210 144H209V146H207V147H209V148H212L211 149V151H213V153L215 154V156L213 155V153L211 152V153H209L210 155H208V152H210V151H205V148H204V146H206V145H208V144H206V145H204L205 143H209V142H205L206 141V139L204 140V139H202L201 137H200V139H199V137H197L198 135H199V133H201V134H205V135H207V136H209V134H210V132H211V126H215V127H213V129L215 128L218 132L221 130H218L217 128H216V126L217 125H215V123H214V125H211V126H207V129L210 127V129H208L209 131V133L208 132H206L207 131V129L206 130H204L203 129V127H205L206 128V126H205V124H203L204 123V121L206 120V118L207 117H205V116H208L210 113H207V110L206 111H203V112H205L206 114H205V116H204V114H203V112H202V108H201V106ZM213 105V106H212ZM242 105H243V107H242ZM255 107H254V106ZM5 106H6V108H5ZM64 106V107H63ZM196 106V105H195ZM194 106V107H195ZM240 106H241V108H240ZM42 107V108H41ZM47 107V108H46ZM203 107V106H202ZM214 107H216L215 109H214ZM239 107V108H238ZM244 107H245V111L243 110L244 109ZM250 107V108H249ZM2 108L3 109H6V110H3L2 111ZM46 108V109H45ZM63 108H64V110H65V112H64V110H63ZM192 108V109H191ZM252 108H254L253 110H252ZM45 109V111H43ZM141 109V108H140ZM214 109V110H213ZM240 109V110H239ZM258 110L259 112L261 111V113H263V114H261V113H258V111L256 112L255 110ZM182 111V110H181ZM180 111V112H181ZM198 112V114L196 113L195 114V112ZM221 111L222 112H224L225 113V115H226V117H225V115H222L223 113H221ZM241 111V112H240ZM253 111V112H252ZM3 112V113H2ZM10 112V113H9ZM12 112V113H11ZM243 112H244V114H243ZM254 112H255V114H254ZM2 113V114H1ZM13 113H14V115H13ZM16 113V114H15ZM50 113H51V116H52V122H50L52 125H53V116L55 117V120H56V129H57V132L59 131L60 133H61V131H63V130H67L66 132L65 131H63L64 133H66V134H68V133H70L69 132V129H70V126H72L73 125V130L75 129V131H73V130H71V131H73L74 133H75V137H71V135H72V133H70V134H68V136H70L71 138H67L68 136L67 135H65V134H63L62 136H61V138L62 139H64V140H67L68 141V139H70V141L72 142L73 140H76L75 142H78V144L79 145H75V142L73 141V143H71L70 141H64V143L62 142V139L61 138H59L60 137V133H59V135H56V136H54L53 135V133H52V125L49 123V127H47V124H48V122H47V118L49 117V118H51L50 117ZM58 113V114H57ZM69 113V114H68ZM242 115H241V114ZM250 113H252L251 114V118H250ZM257 113H258V116L256 117V115H257ZM4 114V115H3ZM61 114V115H60ZM138 114V113H137ZM191 114H190V117H191ZM199 114H200V116H199ZM232 114V115H231ZM249 114V117H248V119H246V116ZM261 114V115H260ZM21 115V116H20ZM48 115V116H47ZM59 115V117L58 118H60L61 120H62V122H61V120H59L58 118H57V116ZM66 115H69L68 117H66ZM193 115V116H194ZM222 115V116H221ZM243 115L245 116V117H243ZM254 115H255V117L256 118H254ZM12 116H13V118H15V121H16V123H15V121H14V119H13V121H14V123H13V121H11V119H12ZM18 116V117H17ZM194 116V117H195ZM205 117V118H202V117ZM232 116H233V118H232ZM237 116L239 117V116H241L242 118H243V124H242V121L240 120V118L241 117H239V118H237ZM261 116L263 117V118H261ZM22 117V119H24L23 121H22V119L20 120V118ZM134 117H135V119L136 120H134ZM258 117H259V119L260 120H255L254 121V119H258ZM3 118V119H2ZM19 118V119H18ZM60 121L59 122V124L60 125H57L58 124V121H57V119ZM65 118H67L66 120H69V122H71V120H75V122H71V123H68V125H67V121L65 120ZM193 118V117H192ZM228 118V119H227ZM234 118H236V119H234ZM254 118V119H253ZM7 120V122H6V120ZM16 119H18V120H16ZM200 119V120H199ZM203 119V120H202ZM223 119V118H222ZM241 121H239V120ZM249 119H251V122H255V124L254 125H256V124H258L256 121H259V124H262V125H258V130H257V125L255 126V129H252V128H254V126H252V123H251V125H250V121H249ZM252 119H253V121H252ZM10 120V121H9ZM25 120L27 121V124H26V122H25ZM129 120H127V121H129ZM233 120H234V122H233ZM241 123V126L240 125H238V121ZM262 120V121H261ZM11 122V123H9V122ZM18 121V122H17ZM19 121H20V123H22V124H20L19 123ZM48 121H49V119H48ZM50 121H51V119H50ZM78 121H80L78 124H77V122ZM177 121H178V123L180 124H178L177 126H176V124H177ZM237 121V122H236ZM244 121H245V123H244ZM248 121V122H247ZM24 122H25V124L28 126V127H26V132H27V134H25L26 132H25V129H24ZM64 122V123H63ZM199 122V123H198ZM246 122H247V124H246ZM4 123V124H3ZM20 125H22L23 126V131L21 130V128H22V126H20ZM72 123H74V124H72ZM136 123L138 124V126H139V124H140V128H137V129H139L138 130V132H136L135 130H137L136 128H134V124L136 125ZM176 123V124H175ZM186 123V124H185ZM223 123L225 124V125H227L228 124V126L226 127V128H224L225 126H223ZM235 123H237L236 125H235ZM5 124H7V125H5ZM69 124H70V126H69ZM100 124V123H99ZM131 124H133V125H131ZM156 124V123H155ZM161 124V123H160ZM173 124H175V125H173ZM202 124V125H201ZM235 125V128H234V125ZM246 124V125H245ZM15 125V126H14ZM51 125V126H50ZM199 125H200V127L201 128H199ZM245 125V126H244ZM13 126H14V128H13ZM18 126V127H17ZM58 126V127H57ZM64 126H66L65 128H64ZM82 127V128H84V129H82V128H80V130H79V128L78 127ZM160 126V125H159ZM174 126H176L175 128H174ZM236 126H238V128L236 127ZM249 126V127H248ZM250 126H252V127H250ZM15 127H16V129H15ZM50 127H51V129H50ZM68 127V128H67ZM77 127V128H76ZM191 127L193 128L192 129V134H191ZM243 127H245L244 129H243ZM18 128H20V130L18 129ZM63 128V129H62ZM134 128V129H133ZM141 128H143V130L141 129ZM234 128V129H233ZM247 128V129H246ZM77 129V130H76ZM126 129V128H125ZM133 129V130H132ZM154 129H156V130H154ZM158 129V130H157ZM179 129V128H178ZM189 129V130H188ZM198 131H197V130ZM214 129V131H216ZM237 129H239L237 132H236V130ZM263 129V130H262ZM4 130V131H3ZM5 130L6 131H8V132H10V133H8V132H5ZM12 130H13V134L11 133L12 132ZM19 130V131H18ZM31 130V131H30ZM83 130V131H82ZM120 130V129H119ZM141 130L143 131V133L141 132ZM147 130H149V133L150 134H152V136L151 137H153V138H149L150 137V135L148 134V131ZM150 130H152L151 132H150ZM194 130V131H193ZM247 130H249V131H247ZM255 130V131H254ZM14 131H16L17 133L18 132H21L20 134H17V133H15ZM45 131V132H44ZM48 131V132H47ZM78 131V132H77ZM140 131V132H139ZM145 131H147L146 133L149 135H147L146 133H145ZM174 131H176V129L174 130ZM189 131V132H188ZM195 131H196V134H195ZM200 131V132H199ZM246 131V132H245ZM251 131H254L255 132V134H256V136L257 137H254L255 135H253V133L251 132ZM256 131L258 132V135L259 136H262V137H260L259 139H256V138H258L259 136L257 135V133H256ZM4 132V133H3ZM33 132L34 131H32L30 134H33ZM34 132V133H35ZM92 132L93 134H94V136L93 137H95V138H92V136L91 137H89L91 134L90 133ZM153 132V133H152ZM160 132V131H159ZM180 132V133H179ZM194 132V133H193ZM198 132V133H197ZM252 133V136L254 137V140H249V137L251 136V133ZM15 133V134H14ZM43 133H45V134H43ZM48 133V134H47ZM85 133H86V135H88V133H89V135L88 136H85ZM146 135H145V134ZM173 133H175V134H173ZM207 133V134H206ZM213 133H215L214 135H216V134H218V133H216V132H213ZM220 133H222V131L221 132H219V134ZM250 133V134H249ZM260 133V134H259ZM22 134H24V135H22ZM41 134V135H40ZM47 134V135H46ZM55 134V133H54ZM92 134V135H93ZM176 134H179L180 136L181 135H183V136H179V135H176ZM195 134V135H194ZM199 135V136H203V135ZM218 134V135H219ZM249 134V135H248ZM12 135H19L20 137H21V135H22V137L24 136V138H22V139H24L23 141H20V140H22V139H19L17 142H16V137L14 138V136H12ZM35 135V134H34ZM43 135V136H42ZM65 135V136H64ZM123 135H124V137H123ZM165 135V134H164ZM188 135H190V136H193L192 138H194L195 137V139H196V137L199 139V142L201 143L202 141L203 142H205L204 144H199V145H201V146H203V147H200L201 149H202V151L204 150L205 152H207V154H205V157L206 158H204V160L203 159H201V161H198V158H196V160H193V161H191L190 159H191V156H193L194 154H193V152L195 153V149L193 150L192 148H198L199 149V145H196V143H195V141L196 140H198V139H196L195 141H194V139H192V140H190V139H188L189 137H188ZM203 136L204 138L206 137L207 138V141H209V138L210 137H207V136ZM212 135V134H211ZM210 135V136H211ZM225 136V138H224V136ZM235 135H232V136H235ZM2 136V137H1ZM6 136V137H5ZM40 136H42L41 138H40ZM59 136V137H58ZM72 136H74V134L72 135ZM77 136V137H76ZM97 136V137H96ZM126 136V137H125ZM185 136V137H184ZM217 136V135H216ZM216 136H211V138H213V137H216ZM220 136H218V137H220ZM245 136H246V138H248V139H246L245 138ZM5 137V138H4ZM12 137V138H11ZM33 138L34 136H32V135H30V138ZM56 137H58L59 139H61V140H57V138ZM238 137H239V141L241 140L242 142L244 141V143H245V145H243L244 143H242L241 141L240 142H238L239 143V145H241V149L240 150H242L243 149V151L242 152H245V153H242V154H245V156H243V158H242V156H241V160H243L244 159V157H245V159L244 160H246L245 161V163L247 162V161H249V162H247L246 164H243V162L241 161V160H239L238 162H237V164L235 163V161H237L236 159H238V157H239V159H240V154L241 153H239L240 151H239V145H237V141H238ZM253 137H250V138H253ZM4 139L3 141L1 140V139ZM38 138H36V139H38ZM73 138V139H72ZM75 138V139H74ZM77 138V139H76ZM98 138V139H97ZM124 138V139H123ZM127 138V140H125ZM151 139L150 141H151V143H150V141L149 140H147V139ZM155 138V139H154ZM217 138V137H216ZM215 138V139H216ZM234 139V142L235 143H231V142H229L231 139ZM8 139H11V140H9V142H8ZM14 139V141H12ZM16 139V140H15ZM34 139H35V137H34ZM72 139V140H71ZM121 139V140H120ZM123 139V140H122ZM154 139V140H153ZM166 139V140H167ZM173 139H174V137H173ZM202 139V140H201ZM237 139V140H236ZM6 140H7V142H6ZM27 140H30V141H27ZM41 140H42V142H41ZM94 140V141H93ZM99 140H100V142H99ZM190 140V141H189ZM216 140H219L220 141V139H216ZM227 140H229V141H227ZM246 140V141H245ZM58 141H61V143H62V145H61V143L60 142H58ZM162 141L164 142V143H162ZM194 141V142H193ZM233 141V140H232ZM247 141H250V142H248L249 144L251 143V145H249L248 143H247ZM4 142V143H3ZM15 144H14V143ZM92 142H95L94 144L96 145V146H91V144H92ZM221 142H222V144H223V141L221 140ZM221 142H219V143H221ZM228 142H229V144L231 143V145H229L228 144ZM260 142V144H258V143ZM7 143V144H6ZM41 143V144H40ZM65 143H67L66 144V146L64 145V147L65 148H67V151H66V155H67V152L69 151L68 149L69 148H71V146L73 145V148H71V152H69L68 153V155L69 156H72V154H73V156L72 157H74V155H77L76 157H78V158H70V159H67L66 161H65V157H67V158H69L68 157V155L66 156L63 152H65V151H63V149H61L62 148V146H63V144H65ZM71 143V144H70ZM153 143H155V144H153ZM160 143V144H159ZM195 143V144H194ZM257 143V144H256ZM3 144H6V145H3ZM25 144V143H24ZM58 144H60L59 146H57ZM162 144H163V146H162ZM197 144H198V142H197ZM234 144H236L235 146H237V147H234ZM246 144H248V145H246ZM257 145L256 147L254 146H252V145ZM14 145V146H13ZM69 145V146H68ZM71 145V146H70ZM90 145V149L89 148H87L88 146ZM100 145V146H99ZM103 145V146H102ZM164 145H165V147H164ZM173 147H171V146ZM176 145H178V147L176 146ZM179 145H181L180 147H179ZM183 145H185V146H183ZM189 145V144H188ZM193 145H194V147H193ZM5 146V147H4ZM9 146H7L8 148H9ZM28 146L30 147V148H28ZM34 146V147H35ZM61 146V147H60ZM78 146H82L83 148H81V147H78ZM102 146V147H101ZM168 146H169V148H168ZM183 146V147H182ZM192 146V147H191ZM231 146H233V148L234 149H232L231 148ZM247 148H246V147ZM250 146L251 147H253V153H252V149L250 148ZM51 147L52 148H54V147H56L53 151L55 152V154H57L58 155V148L60 147V150L62 151V153L60 154L59 153V155H61L62 156V158H60L61 156H59V158H58V156H56L55 154H53V151H52V149H51ZM77 147V148H76ZM86 149H85V148ZM171 147V148H170ZM189 147H191V150H193L192 152H189L188 151V149H190ZM260 147V148H259ZM263 149H262V148ZM28 148V149H27ZM46 148V149H45ZM78 148H80V149H82L83 151H81V150H79ZM109 148V149H108ZM182 148V149H181ZM217 148V147H216ZM229 148H231V149H229ZM255 148V149H254ZM44 149L45 150H47V149H49V151L48 152H45L44 151ZM58 149V150H57ZM73 149V150H72ZM88 152V153H90L89 152V150L91 151H93V149H94V151H93V153L91 152V155H93L94 154V156H96L95 154H97V155H99L100 153H102L103 151H104V154H109L108 156L106 155V157H105V155L102 153L101 154V156H99V157H97V159L98 158H100V160L102 159V160H104L103 158H105V161L104 162H101V161H97L96 159H95V157L93 156V158L96 160L95 162H94V159L93 158H91L90 157V154H88L85 150ZM89 149V150H88ZM198 149H196V151L198 150ZM225 149V150H226ZM247 151H246V150ZM5 150H7V148H5ZM51 150V151H50ZM59 150V151H60ZM65 150V149H64ZM77 150V151H76ZM81 152L80 153V156H78L79 155V151ZM96 150V151H95ZM100 150H101V152H100ZM182 150V151H181ZM183 150H185L184 152H183ZM186 150H187V152H186ZM210 150V149H209ZM230 150V151H229ZM233 150V151H232ZM259 152H258V151ZM261 150V151H260ZM36 151H37V149H36ZM74 151V152H73ZM180 151L181 152H183V153H185V154H183L182 155V157L183 156H185L186 155V157H185V161H184V157L182 158L181 157V153H180ZM199 151V150H198ZM224 151V150H223ZM231 151H232V154L234 155V157H231L232 155L230 154L231 153ZM256 151V152H255ZM262 151H263V153H262ZM27 152H26V154H27ZM52 152V153H51ZM94 152H96V153H94ZM173 152V155L175 154L176 156H178V152H179V156L181 157H177V159L179 158V160H180V162L181 161H183V162H181L182 164L181 165H178L179 164V160H174V156H172L170 153H172ZM200 152V151H199ZM205 152H203V154L205 153ZM251 154H250V153ZM255 152V153H254ZM34 153V154H33ZM48 153H50V154H48ZM84 153H87V155H85ZM126 154L127 153V156H125V157H130V158H127L128 160H126L125 159V157L124 158H122L123 156H124V154ZM177 153V154H176ZM193 154V155H190L189 156V154ZM219 153V154H218ZM224 153V154H225ZM239 153V154H238ZM262 153V154H261ZM33 154V155H32ZM43 154H45V155H43ZM52 154V155H51ZM62 154H64L65 156L63 157V155ZM113 154H115V159L113 160L112 159V157H111V159L109 160L108 159V157L109 156H111V155H113ZM169 154L172 156V157H170L169 156ZM196 154H198V152H196L195 153V155L193 156L194 158L195 157H197L196 156ZM200 154H202L201 152L199 153V155H198V157L200 156ZM203 154L201 155V157L203 156ZM224 154H222L223 156H224ZM248 154L251 156V160L253 161L254 159L256 160L255 162H253V163H255V164H253V163H251L252 161L250 160V158L248 157ZM254 154V155H253ZM255 154H258V156L256 157V155ZM104 155V156H103ZM117 155L120 157H117ZM121 155V156H120ZM206 155H208V156H206ZM221 155V156H222ZM45 156H49V158L51 157H53V159H51L52 161H54V162H52L51 163V161H49L50 162V164H49V166L47 165H44V166H42L43 165V162H45L44 160H45ZM55 156V157H54ZM87 156V157H86ZM103 156V157H102ZM138 156H140V157H138ZM167 156V159H164L165 157ZM168 156H169V158H168ZM221 156H220V159H221ZM222 156V157H223ZM227 156V155H226ZM237 156V157H236ZM254 156L256 157V158H254ZM45 157V158H44ZM90 157V158H89ZM102 157V158H101ZM134 157H136V158H134ZM143 157V158H142ZM156 157V158H155ZM162 157H164V158H162ZM192 157V158H193ZM213 157H212V159H213ZM225 157V156H224ZM228 157V156H227ZM248 157V158H247ZM261 159H260V158ZM49 158H46V160L48 159V160H50ZM63 158H65V159H63ZM83 158H84V161L86 162H84L83 161ZM118 158H119V160H118ZM139 158V159H138ZM141 158V159H140ZM154 158V159H153ZM158 158V159H157ZM236 158V159H235ZM253 158V159H252ZM27 159V158H26ZM30 159H27V162H29L30 161ZM56 159V160H55ZM60 159H63V161L61 160V161H59L58 162V160H60ZM76 159H78V160H76ZM79 159L80 160H82V162H80V165L82 166H84L85 167V165H92V163H97V165H95V164H93V165H95V166H93V167H90V166H87L88 167V169H90V170H92V169H94V171H95V173L93 174V176H92V172H94V171H91V174H89V176H87V174H86V176L88 177L87 179L89 180H87L86 179V176L85 175H82L83 177L85 176V179L80 175V173L82 172L81 170H82V167L79 165ZM87 159V160H86ZM93 159V160H92ZM108 159V161H106ZM183 159V160H182ZM200 159V158H199ZM34 160V161H33ZM39 160H37V162L39 161ZM71 160H73V161H75V162H73L72 161V163L68 166V167H65L68 163H70L69 161H71ZM187 160V161H186ZM188 160H190V161H188ZM261 160H262V162H261ZM78 161V162H77ZM88 161V162H87ZM92 162L91 164H90V162ZM172 161H174V162H177L178 161V163H174V162H172ZM251 161V162H250ZM48 161H46L45 163L47 164V163H49ZM55 162H57V165H56V163ZM62 162H63V165L64 164H66L65 166H63L62 165ZM163 163V164H159V163ZM260 164H259V163ZM44 163V164H45ZM53 163H55V164H53ZM75 163H78V168L76 167L77 165H75ZM82 163V164H81ZM85 165H84V164ZM101 163V164H100ZM158 163V164H157ZM251 163V164H250ZM258 163V164H257ZM55 165V166H53V165ZM156 164V165H155ZM166 164H168V165H166ZM184 164V165H183ZM187 164V165H186ZM50 165L51 166H53L52 168H54V169H52L51 167H50ZM58 165H60L59 166V168H61V165L63 166V168H62V170L61 169H59V168H56V166H58ZM254 165V166H253ZM46 166V167H45ZM150 166L152 167V169H151V173L150 172H148L147 173V170L148 171H150L149 169H150ZM262 166V167H261ZM42 167H43V169H42ZM48 167V168H47ZM51 168V170H48V169H50ZM70 167V168H69ZM90 167V168H89ZM153 167H155V169L153 170ZM255 167L257 168V170H253V169H255ZM38 168V170H36ZM47 169L46 171H50L51 173H49V172H47L46 173V171L44 170V169ZM59 169V170H56V169ZM67 168H69V169H67ZM71 168H73V169H71ZM74 168H75V170H74ZM95 168L97 169V168H99V170L97 169V170H95ZM146 168V169H145ZM185 168V170H183ZM186 168H187V170H186ZM249 169V171L251 170V172L252 173H249V174H251L252 176H253V174H254V176L256 177V179H254V176H253V179H254V181H253V179L251 178L252 176L251 175H249V176H247V175H244V174H248V171L246 172V169ZM260 168V169H259ZM261 168H262V170H261ZM63 169H65V170H63ZM78 169H79V171H80V173H78L79 171H78ZM30 170H28V174H29V176H32V175H30V173L31 174H33ZM62 171V172H64V173H62V172H58V171ZM141 170V171H140ZM144 170V171H143ZM152 170H153V173H152ZM256 171V172H253V171ZM258 170H259V172H260V170L262 171L261 173H260V176H259V172H258ZM78 171V172H77ZM97 171V172H96ZM146 171V172H145ZM45 172V175L43 174V176H42V173H44ZM139 172V173H138ZM143 172V173H142ZM154 172H156L155 174V176H152V180H151V175L150 174H153L154 175ZM49 173V175H48V177L46 176L47 174ZM60 175H59V174ZM63 175H62V174ZM65 173H67V174H65ZM69 173L72 175H69ZM77 173H78V176H77ZM87 173H90V172H87ZM147 173V174H146ZM150 173V174H149ZM258 173V174H257ZM57 174L59 175V176H57ZM99 174V176H97ZM131 174V175H130ZM142 174V176H143V180H142V184H138L139 185V187H136V186H138V185H134L133 183V178H137V175H141ZM149 174V175H148ZM51 175V178L49 177ZM52 175H53V177H52ZM94 175L96 176V177H94ZM129 175V176H128ZM136 175V176H135ZM147 175V176H146ZM46 176V177H45ZM56 176V177H55ZM62 178H64V179H62ZM64 176V177H63ZM66 176V177H65ZM68 176H70V177H68ZM78 177V179H77V177ZM79 176H81V178L79 177ZM115 176V177H114ZM119 178H118V177ZM130 176H132V178H130ZM251 176V177H250ZM92 177H94L95 179H93ZM99 179H98V178ZM112 177L113 178H115V179H112ZM126 177V178H125ZM140 177V176H139ZM138 177V178H139ZM257 177H258V179H257ZM261 177V178H260ZM55 178V179H54ZM56 178H58V179H56ZM79 178L81 179V181H82V179L83 180H87L86 182L84 181V183H82L81 181L80 182H78L79 181ZM109 178H111V179H109ZM122 178V179H121ZM146 178H148V179H146ZM6 178H4V181L6 182L8 179H6ZM11 179L12 178H10L8 181H10V183H11ZM39 179H41V178H39ZM60 179H62L61 181H60ZM71 179H73L74 181L70 184L69 182H71ZM77 179V180H76ZM90 179H92V180H95V181H91V183H90ZM98 181H97V180ZM142 179V177L140 178V180ZM54 180V181H53ZM57 180H59V181H57ZM102 180H104V181H102ZM106 180V181H105ZM108 180H110V181H108ZM114 180V181H113ZM145 180V181H144ZM257 180V181H256ZM7 181V186L10 184L9 182ZM12 181H13V179H12ZM39 181H41V180H39ZM44 181H46V180H44ZM63 181V182H64ZM118 181V184H116V182ZM130 181H131V183H130ZM90 184V185H88V183ZM92 182H94L95 184H93ZM109 182V183H108ZM113 182H115V184L113 183ZM127 182V183H126ZM128 182H129V184L131 185V184H133V185H131L130 187H132L131 189H133V190H130V191H124L123 192V194H122V189L123 188H121V187H127V185H129L128 184ZM133 182V183H132ZM54 183H52L53 185H54ZM105 183V184H104ZM106 183H107V185L108 186H106ZM111 183V184H110ZM6 184H2V185H6ZM101 184V185H100ZM56 185V186H57ZM61 185H63V183L61 184ZM71 185H74L73 187L71 186ZM83 185H84V187H83ZM87 186V189H88V187L90 186L91 187V190H86V191H84V189H86V186ZM100 185V186H99ZM103 185H104V187H106V189L103 187ZM112 185V186H111ZM115 185H118V187L117 186H115ZM4 186H3V188H4ZM92 186H94V187H92ZM8 187H11V184H10V186H8ZM58 188L60 187L59 185L57 186ZM77 188V191H78V194H77V191H75L74 192V194H71L70 192L72 191V193H73V190L75 189V188ZM111 187V188H110ZM114 188V190L116 189V191H114L113 190V188ZM135 187L138 189V191L135 189ZM152 187V188H151ZM0 190H2L3 188H2V186H1V184H0ZM5 188H6V186H5ZM66 188H67V190H66ZM106 190V191H104V189ZM120 188V189H119ZM57 189V188H56ZM71 189V190H70ZM81 189V190H80ZM93 189V190H92ZM97 189V190H96ZM98 189H100V192L98 191ZM111 189V190H110ZM118 189V190H117ZM147 189H155L156 191H154L153 193H151L149 190H148V192H147ZM263 189V190H262ZM23 190V189H22ZM76 190V189H75ZM80 190V191H79ZM108 190V191H107ZM113 190V191H112ZM121 191V194L124 196V194L126 195V197L128 196V194L131 192L132 194H129V196L130 195H132V197L130 196H128L126 199L127 200H125V198H119V196H118V194H120V192H118L117 193V191ZM261 190V191H260ZM21 191V190H20ZM24 191V195H29L30 193V191L27 189V194H25V191H26V189H24L23 190ZM57 191H55V192H57ZM81 191H83V192H81ZM91 191V192H90ZM98 191V192H97ZM103 191V192H102ZM137 191V192H136ZM103 193V195H102V193ZM105 192V193H104ZM108 192H110L109 194H108ZM116 192V193H115ZM133 192H134V194H133ZM21 193H22V191H21ZM70 193V194H69ZM94 193V194H93ZM98 193V194H97ZM113 193H115L114 195H112ZM127 193V194H126ZM136 193V194H135ZM232 193H233V195H232ZM237 193V194H236ZM252 193V194H251ZM264 192H262V194H263ZM23 194V193H22ZM88 194V193H87ZM97 194V195H96ZM108 194V195H107ZM116 194H117V198H118V200L116 199ZM240 194V195H239ZM56 197V198H54V196ZM73 195V196H72ZM89 195V194H88ZM87 195V196H88ZM111 195V196H110ZM230 195V196H229ZM234 195H236V197L238 196V200H233L232 198V200L230 199V197H234ZM60 196H61V198H62V196L64 197V198H60ZM105 196L107 197V198H105ZM109 196V197H108ZM115 196V197H114ZM248 196V197H247ZM256 196H258V197H256ZM263 196H264V194H263ZM262 196V197H263ZM72 197V198H71ZM84 197V198H83ZM100 197H103V198H101V200H99L100 199ZM222 197V198H221ZM236 197H234V198H236ZM58 198H60L61 200H68L69 199V205L71 204L70 203V201L71 202H73L74 200V202L75 203H77V204H75V203H72L71 204V206H67V204H68V201H62V202H60L59 203V201H61L60 199H59V201H58ZM76 198H78V199H76ZM96 198V199H95ZM112 198V199H111ZM130 200H129V199ZM55 199H57V200H55ZM95 199V200H94ZM104 199V201L105 200H107V199H109V200H111L109 203H110V205L108 204V202H103L102 200ZM117 200V202L118 201H120L119 199H121V200H124V201H126V202H118V203H120V205L121 204H123V206H124V208H123V206L121 205H117V202L115 203V201ZM144 199H151V200H153L154 202H155V208L154 207H152V209H150L149 210V208H147V210L145 211V209H146V207H140L139 206V204H141V203H143V201L142 200H144ZM251 200H252V196H251V198H250ZM3 200V198L1 199L0 198V206H5L6 205V200L7 199H4V201H2ZM129 200V201H128ZM221 201V203H220V201ZM229 200V201H228ZM243 200V201H244ZM259 200V199H258ZM257 200V202H261V201H258ZM8 201H9V199H8ZM56 201H58V205L56 204L57 202ZM113 201V206H112V204H111V202ZM132 201V202H131ZM226 201H228V202H226ZM232 201V202H231ZM4 202V203H3ZM129 202V203H128ZM217 202H219V203H217ZM225 202H226V206H224L225 205ZM229 202H231V203H229ZM248 202V201H247ZM254 202V201H253ZM257 202H254V203H257ZM2 203V204H1ZM124 203L126 204V205H124ZM133 203V204H132ZM236 203V204H237ZM243 203H245V201L243 202ZM75 204V205H74ZM129 206H128V205ZM220 204V205H219ZM223 204V205H222ZM241 204V202L239 203V205ZM246 204V203H245ZM253 204V203H252ZM252 204H251V206H252ZM64 205V206H63ZM115 205H116V207L117 208H115ZM218 205V206H217ZM232 205V204H231ZM231 206V208L230 209H232V208H234V206ZM238 205V204H237ZM247 206L248 205H250L249 203L248 204H246ZM246 205H244L243 204V206H237V208H239V207H244L245 209H246ZM72 206V207H73ZM222 206V207H221ZM230 206V205H229ZM253 206H256V205H254L253 204ZM258 206V205H257ZM67 207V208H66ZM98 207H100V208H98ZM126 207V208H125ZM56 208V207H55ZM60 208H63V209H60ZM105 208H103V210H105ZM110 208V209H109ZM111 208H113V209H111ZM115 208V209H114ZM143 208H145L144 209V211H142V209ZM214 208V209H213ZM217 208V209H216ZM236 208V209H237ZM248 208H249V206H248ZM39 209H40V211H39ZM59 209L61 210L60 212H59ZM92 209V210H93ZM210 209V210H209ZM212 209V210H211ZM216 209V210H215ZM220 209L218 210L219 211V213H221V212H224V209L222 210L221 209V212H220ZM227 209H225V211L227 210ZM235 209V208H234ZM50 210L52 211V213L50 212ZM63 210V211H62ZM70 210V209H69ZM114 210V211H113ZM117 210V211H116ZM124 210V211H123ZM139 210V211H138ZM149 210V211H148ZM99 211V212H98ZM208 211V212H207ZM41 212V213H40ZM56 212V213H55ZM102 214H101V213ZM112 212H114V213H112ZM116 212H119V215L120 216H118V213H116ZM150 212H152V213H150ZM207 212V214L205 215L204 213H206ZM211 212V213H210ZM212 212H214V213H212ZM59 213V214H58ZM109 213V214H108ZM216 213V214H215ZM219 213H218V216H219ZM54 214H56L55 216H54ZM96 214H98V215H96ZM111 214H114V217L111 215ZM211 214V216H209V215ZM54 216V217H52V216ZM94 215V216H93ZM100 215V216H99ZM111 215V216H110ZM115 215H117V216H115ZM209 217H208V216ZM97 216V217H96ZM102 216H103V218H102ZM205 216V217H204ZM83 217V216H82ZM94 217V218H93ZM98 217H100V218H98ZM110 217V218H109ZM111 217H113V218H111ZM114 218L116 219V221H113L114 220ZM215 218V217H214ZM93 219L95 220V221H93ZM105 219V220H104ZM207 219H205L206 220V224H209V221H207ZM105 221V223H104V221ZM107 220V221H106ZM112 220V221H111ZM205 220L203 221V224H205L204 222H205ZM41 221V222H42ZM48 220H45L43 223H45V224H47V223H49V222H47ZM101 221V222H100ZM99 222V223H98ZM107 222H109L108 224H106ZM111 222V223H110ZM114 222V223H113ZM81 224V226H79V227H84V224L85 223H80ZM80 224H78V225H80ZM87 224V225H88ZM111 224V225H110ZM100 225V226H99ZM107 225H108V227H107ZM86 226V225H85ZM101 226H102V229H101ZM187 228V229H186ZM196 228V227H195ZM113 230L114 232H113V234H114V236H113V234L112 233H109V231L108 230ZM186 229V230H185ZM92 230H93V228H92ZM104 230H106V231H104ZM116 230V231H115ZM192 230V229H191ZM190 231V230H189ZM110 232H112V231H110ZM178 233V234H177ZM118 235V236H117ZM112 236L115 238H113L114 240H118V242L116 241V245L114 244V245H112L111 246V244H113V243H115V241L114 240H112L111 238H112ZM93 237V236H92ZM104 237V238H105ZM118 237V238H117ZM178 237H180V238H178ZM94 238V237H93ZM185 237L183 236V239H184ZM180 239V240H179ZM104 240V241H103ZM109 240V241H108ZM103 241V242H102ZM185 242V243H184ZM99 243V247H97L98 244ZM106 243V244H105ZM107 243H108V245H107ZM110 243V244H109ZM90 244H92V245H90ZM103 244V245H102ZM185 244V245H184ZM101 246L102 247H107L108 249V253H106L107 251H106V248H105V250L103 251V252H101V250H102V248H101ZM111 246V247H110ZM134 246H136V247H134ZM185 246V247H184ZM89 247V248H88ZM94 247L96 248V249H94ZM112 247H114V248H112ZM133 249H135V250H133ZM100 248V249H99ZM103 248V249H104ZM118 249H119V251H118ZM92 252H91V251ZM94 250H95V252H94ZM106 251V252H105ZM115 251H117L118 253H119V255H117L116 253L117 252H115ZM99 253V254H97V253ZM113 252H115V254L113 255L112 253ZM184 252V253H183ZM113 256H112V255ZM111 255V256H110ZM87 256H89V257H87ZM91 257V258H90ZM114 257V258H113ZM88 258H90V259H88ZM116 258V259H115ZM83 259V260H82ZM84 259H85V261H84ZM89 260V261H87V260ZM92 259V260H91ZM84 261V262H83ZM81 262V263H80ZM83 262V263H82ZM90 262H93V263H90ZM105 262V263H104Z\"/></svg>", "mask_w": 264, "mask_h": 264}]
</instances>
